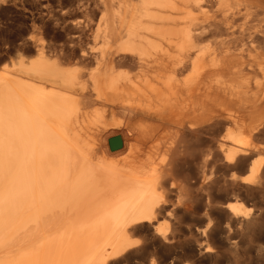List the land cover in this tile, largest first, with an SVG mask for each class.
I'll use <instances>...</instances> for the list:
<instances>
[{"label": "bare ground", "instance_id": "6f19581e", "mask_svg": "<svg viewBox=\"0 0 264 264\" xmlns=\"http://www.w3.org/2000/svg\"><path fill=\"white\" fill-rule=\"evenodd\" d=\"M93 14L79 51L0 71V264H175L260 224L237 198L264 194V0Z\"/></svg>", "mask_w": 264, "mask_h": 264}, {"label": "rangeland", "instance_id": "374dc122", "mask_svg": "<svg viewBox=\"0 0 264 264\" xmlns=\"http://www.w3.org/2000/svg\"><path fill=\"white\" fill-rule=\"evenodd\" d=\"M97 4L98 0H0V71L19 56L28 62L38 47L44 59L64 60L75 49L90 44L98 19L93 14ZM73 65L82 74L88 71L85 64ZM112 117L107 116L108 121ZM114 118L124 121L122 113ZM120 130V126L108 127L105 134ZM237 200L256 216L262 214L261 223L232 225L223 219L218 235L206 241L210 252L195 249L180 254L175 264H264V194L241 193Z\"/></svg>", "mask_w": 264, "mask_h": 264}]
</instances>
